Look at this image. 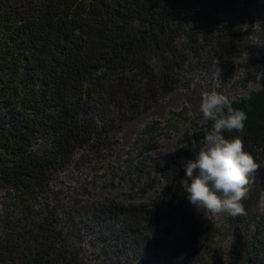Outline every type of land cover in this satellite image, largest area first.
Masks as SVG:
<instances>
[{"label":"trees","instance_id":"16d2710c","mask_svg":"<svg viewBox=\"0 0 264 264\" xmlns=\"http://www.w3.org/2000/svg\"><path fill=\"white\" fill-rule=\"evenodd\" d=\"M257 5L0 0V264H264V82L232 100L247 115L244 131L224 133L261 166L246 215L199 211L182 188L211 121L178 140L148 201L93 202L85 196L96 180L81 181V197L66 205L53 190L67 171L113 179L125 129L220 63L241 61L244 85L264 74V50L250 53L254 39L264 42ZM188 121L183 108L139 129L127 172L147 174L160 140Z\"/></svg>","mask_w":264,"mask_h":264},{"label":"rangeland","instance_id":"374dc122","mask_svg":"<svg viewBox=\"0 0 264 264\" xmlns=\"http://www.w3.org/2000/svg\"><path fill=\"white\" fill-rule=\"evenodd\" d=\"M257 6L261 5V8L257 12L258 18L254 16L255 21L259 22L261 27L264 24V0H255ZM251 54H256L264 50V42L256 41L252 42ZM218 66V64H217ZM244 73H242L241 61H227L220 63L217 72L211 79H205L198 77L192 87L188 91L176 92L162 102H160L155 108L142 115L132 124H130L125 131L119 137V145L114 152V158L112 160L111 172L114 174L113 179L100 178L92 179L91 177H81L67 171L63 175H60L56 180L53 190L58 194L59 198L63 200L66 205L73 199L80 198L77 193L80 191L81 181L96 180L95 188L90 190V195H86V199L91 201H106L109 199H117L118 201L126 204L123 201L125 194H130L132 202L148 201L154 195V189H148L147 185L153 184L156 188L162 186L164 181L161 178V169L167 164L174 156L178 140L187 133H192L196 128L203 127L207 121L204 118L196 119L200 112V103L202 94L212 90L221 92L229 96L232 100L240 97H246L251 91L259 90L264 82V74L256 76V80L247 85L243 84ZM183 108L187 109L188 118L190 121L183 125H179V129L176 133H172L169 137H163L160 142L158 149L151 154L150 160L146 161L148 166V173H142L139 180L138 176L129 174L125 168V160L128 152L132 148L133 140L137 134V131L141 129L151 120L164 121L168 116L169 112H179ZM102 172V171H101ZM99 175V173H98ZM106 180L108 183L111 182L113 185L104 186L103 182ZM154 182H151V181ZM141 190H147L148 192L143 193ZM143 193V194H142ZM263 205V204H262Z\"/></svg>","mask_w":264,"mask_h":264},{"label":"clouds","instance_id":"9594fccd","mask_svg":"<svg viewBox=\"0 0 264 264\" xmlns=\"http://www.w3.org/2000/svg\"><path fill=\"white\" fill-rule=\"evenodd\" d=\"M139 27V22H133ZM232 99L215 90L204 92L200 112L211 121L194 159L187 161L182 188L190 204L212 215H246L247 197L260 165L244 150L243 140L225 137V132L244 131L246 113L234 108ZM190 180V182H189Z\"/></svg>","mask_w":264,"mask_h":264}]
</instances>
